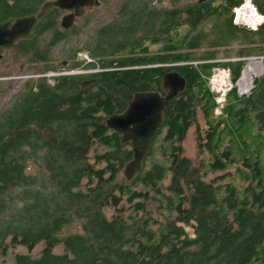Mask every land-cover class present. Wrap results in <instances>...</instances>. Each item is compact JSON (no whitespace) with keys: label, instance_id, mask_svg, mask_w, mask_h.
<instances>
[{"label":"trees","instance_id":"1","mask_svg":"<svg viewBox=\"0 0 264 264\" xmlns=\"http://www.w3.org/2000/svg\"><path fill=\"white\" fill-rule=\"evenodd\" d=\"M155 1H127L64 57L69 70L97 72L32 78L0 110V264H264V75L248 95L236 86L264 57V21L234 23L242 4L264 17V0ZM217 68L233 83L220 116ZM169 73L185 88L127 182L134 146L109 120L139 94L166 97ZM86 79L95 82L81 88ZM193 126L208 163L185 156Z\"/></svg>","mask_w":264,"mask_h":264},{"label":"flooded vegetation","instance_id":"2","mask_svg":"<svg viewBox=\"0 0 264 264\" xmlns=\"http://www.w3.org/2000/svg\"><path fill=\"white\" fill-rule=\"evenodd\" d=\"M56 1L58 0H0V23L14 25L19 20L38 16L48 3ZM127 1L132 0H94L92 6H85L82 9L81 15L73 7H50L38 20L28 38H18L11 46H0V95L2 96L1 90L12 87L16 73L22 74L35 67L39 70L49 67L55 69L60 66L69 67L71 65L69 59L73 57L87 26L85 24L87 15L93 10L104 8L113 10L111 5L116 2L115 12L110 14L107 21L111 22ZM157 3L158 0L154 5ZM65 19L66 24L69 25L67 28L63 26ZM61 45H64V52L61 51L63 60L60 63L56 61L55 48ZM64 56L69 59H65ZM55 63L59 64L55 65ZM87 81L91 80L86 79L85 82Z\"/></svg>","mask_w":264,"mask_h":264},{"label":"water","instance_id":"3","mask_svg":"<svg viewBox=\"0 0 264 264\" xmlns=\"http://www.w3.org/2000/svg\"><path fill=\"white\" fill-rule=\"evenodd\" d=\"M93 4L94 0H58L48 3L38 16L19 20L14 25L12 23H0V46H11L18 38H28L38 20L52 6L60 8L73 7L81 15V11L85 6H92ZM66 21L65 19L63 26L67 28L69 25L66 24ZM92 82H95V80L84 82L82 88L91 85ZM170 100L167 101L166 97L163 98L160 93L139 94L125 113L113 116L109 120L110 127L123 134L124 141H133L135 158L131 163H133L132 171L135 175L142 168V160L149 151L153 137L162 126L163 111Z\"/></svg>","mask_w":264,"mask_h":264},{"label":"rangeland","instance_id":"4","mask_svg":"<svg viewBox=\"0 0 264 264\" xmlns=\"http://www.w3.org/2000/svg\"><path fill=\"white\" fill-rule=\"evenodd\" d=\"M116 4L117 3L114 2L111 5V9H113V10H110V9H107V8L100 9L98 11L93 10L91 13H89L87 15V20H86L85 24H89V26L86 28V31L83 33L82 37L80 38V44L77 45V46H83L84 43H81V42H83L87 38V36L96 27H98L101 24H104L105 22H107L109 20L110 14H113L115 12L114 9H115V5ZM159 5L167 6V1L164 0L162 3L160 1H158V5L156 4V6H159ZM242 6H243V4H242ZM256 17L257 16L254 15V18H256ZM84 22H85V20L82 22V24H84ZM234 22H235L236 25L244 26V27H247L248 29H251V28H249L248 26H246L244 24H237L236 13H235ZM260 25L261 24H259V26ZM257 26H258V24H257ZM253 27H255V26H252V28ZM251 30H255V29H251ZM63 46L64 45H61L60 47L55 48L56 61L60 62V63H61V60H63V56H61V51L64 52V47ZM237 47H238V45H235L233 47L234 50H232V49L231 50L234 52L237 49ZM80 53H87V52L85 51V52H80ZM61 57H62V59H61ZM222 59H225V58H222ZM239 60H240L239 58H237L235 56H232V58H230L229 60H219V61L226 62V61H239ZM58 64L59 63H55V65H58ZM249 66H251V68L253 69V73H252L253 75L251 76L252 82L250 83L251 84L250 86H247V83H243V85H244L243 86L242 83L239 81L238 88H239V93L241 95L248 94L247 91H246L247 87H249V89H248L249 91L248 92H250V90L254 88L253 87V85H254L253 84V80L255 78H260V77H262L264 75V57H253V58H251V59H249L247 61V65H246V67H245V69L243 70V73H242L243 74V76H242L243 81H244V77H245V72L249 68ZM57 69H58L57 71H52V72H49V73H66V72L70 71L67 67H63V66H60ZM80 70H84V68L81 67ZM40 71L41 70H39L37 67H35L33 69H30V71L22 73V74L16 73L15 76H14L15 78L13 80L11 91L8 94H6V95H3V96L0 95V110L8 105V103L11 100L12 96L16 92H18L27 81H29L32 78L38 79V78H40V77H38L40 75L49 74L47 72L46 73H39ZM216 72H218V70ZM211 79H210V84H211ZM184 88H185V81L177 73H169V74L166 75V77L164 79V82H163V89L166 92V100L167 101H169L175 94L183 91ZM195 129H196L195 126H193L189 130V132L187 134V137H186V139L184 141L185 156L190 158V159H192V160H194L196 164H200L202 158L206 161V163H208V154L207 153H203V154L199 155V149H198V143H197V139H196V131H195ZM126 137H128V136L126 135ZM126 137H125V139H126ZM128 141H130V140H128ZM130 142L133 143L132 140ZM132 167H133V163L129 164L124 169V172H122V174H121V178L126 180L127 182L132 180L133 176L135 175V173L132 171ZM231 167H232V165H231ZM31 168H33V166ZM106 213H107L108 216H111L112 213H113V208L112 207L107 208L106 209ZM78 227H79V225H74V226L70 227L69 229H67L64 233L65 234H69V233L75 232V231L79 230ZM188 231L190 232L189 229H188ZM42 246L43 245L40 244L36 248V250L34 251V254H37L41 250ZM19 251L20 252H26V250L24 248L19 249ZM54 251H55L56 254H62L63 251H64V247L62 245H59V246H57L55 248Z\"/></svg>","mask_w":264,"mask_h":264},{"label":"built area","instance_id":"5","mask_svg":"<svg viewBox=\"0 0 264 264\" xmlns=\"http://www.w3.org/2000/svg\"><path fill=\"white\" fill-rule=\"evenodd\" d=\"M240 9H241V7L235 9L237 24H242L241 22H239L238 16H237L238 11ZM79 61H82L84 64H86V63L91 62V59H90V57H89V55L87 53H80L79 54ZM217 70H218V72H216ZM92 72H95V71L75 70V71H69V72H66V73H59V74H57V73H49V74H45V75H40L38 77L51 78L53 76H57V75H61V74L62 75H77V74H87V73H92ZM231 77H232V75H231V71L229 69H227V68H217L214 71L213 76L211 77L212 79L210 78L211 79V84H210V80H209V84H210L211 90L213 91V93L216 94L217 108L215 110V114L218 115V116L222 115V112L224 110L225 103H226L227 94L233 88ZM240 79H239V81H240ZM239 81L236 84L237 88H238ZM251 82H252V80H251ZM238 91H239V88H238ZM248 91L249 90L247 89V93L249 94L250 92H248ZM248 94H243V95H248Z\"/></svg>","mask_w":264,"mask_h":264},{"label":"bare ground","instance_id":"6","mask_svg":"<svg viewBox=\"0 0 264 264\" xmlns=\"http://www.w3.org/2000/svg\"><path fill=\"white\" fill-rule=\"evenodd\" d=\"M254 15L257 16V17L254 18ZM237 16H238L239 22H241L242 24L248 26L251 29H252V26H255V25L256 26L254 28H257L259 26V24H261L262 19H263V17L257 12L255 6L252 5V4L243 5L241 7V9L238 11ZM257 24H258V26H257ZM252 73H253V69L251 68V66H249V68L245 72L244 81H243V78L241 77L242 79L240 80V82L242 83V85H243V83H247V86H250L251 76L253 75ZM247 89H249V87H247Z\"/></svg>","mask_w":264,"mask_h":264}]
</instances>
